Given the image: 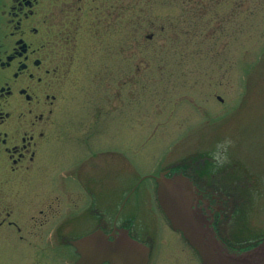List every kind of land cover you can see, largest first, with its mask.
I'll list each match as a JSON object with an SVG mask.
<instances>
[{
  "label": "flooded vegetation",
  "instance_id": "af4514ba",
  "mask_svg": "<svg viewBox=\"0 0 264 264\" xmlns=\"http://www.w3.org/2000/svg\"><path fill=\"white\" fill-rule=\"evenodd\" d=\"M263 8L264 0H0V264H78L75 243L96 233L103 234L97 242L101 248L128 237L144 244L149 248L147 264H201L161 210L162 221L183 242L160 238L140 223L141 200L133 205L144 180L152 179L157 189L153 177H144L169 170L167 177L183 173L194 183L199 190L195 208L225 247L240 252L263 242L264 230L240 225V217L228 215V195L217 185L223 179L215 177L218 183L207 185L193 160L143 174L135 187L125 190L119 205L112 201L105 208L102 157L115 159L120 152L93 146L91 129L104 126L116 109L94 104L86 115L64 113L84 79L95 84L98 61L106 88L105 56L115 63L127 46L133 56L139 27L191 24L202 32L212 25H243L253 15L250 11ZM197 36L240 39L221 32ZM65 143L67 154L57 153ZM168 245L171 251L165 254L162 246Z\"/></svg>",
  "mask_w": 264,
  "mask_h": 264
},
{
  "label": "rangeland",
  "instance_id": "374dc122",
  "mask_svg": "<svg viewBox=\"0 0 264 264\" xmlns=\"http://www.w3.org/2000/svg\"><path fill=\"white\" fill-rule=\"evenodd\" d=\"M250 12L243 25H212L202 32L191 24L141 26L133 39V56L128 46L116 64L105 56L106 88L99 61L95 84L83 80L64 113L86 115L94 104L116 109L104 126L91 129L93 146L120 152L115 159L102 157L105 208L112 201L119 205L125 190L135 187L143 174L185 159L203 168L210 161L214 168L204 173L207 185L217 177L214 172L232 168V177L240 179L223 186L226 192L243 195L237 200L225 196L228 215L249 210L250 222L245 224L264 230V8ZM220 32L240 39H197L198 34ZM227 140L232 143L218 147ZM67 152L66 143L57 149L61 155ZM61 164L65 166V159ZM154 190V181L146 179L133 199V205L137 199L142 202L140 223L166 241L183 242L162 221ZM171 247L162 246V252L168 254Z\"/></svg>",
  "mask_w": 264,
  "mask_h": 264
},
{
  "label": "water",
  "instance_id": "95a60500",
  "mask_svg": "<svg viewBox=\"0 0 264 264\" xmlns=\"http://www.w3.org/2000/svg\"><path fill=\"white\" fill-rule=\"evenodd\" d=\"M169 171L161 173L156 182L160 206L171 226L182 232L184 238L196 250L202 264H264V242L242 253L230 252L209 228L205 216L195 209L198 198L192 182L182 174L168 178ZM93 234L76 243L82 258L79 264H147L149 248L128 237L121 243L107 242L98 247Z\"/></svg>",
  "mask_w": 264,
  "mask_h": 264
},
{
  "label": "clouds",
  "instance_id": "9594fccd",
  "mask_svg": "<svg viewBox=\"0 0 264 264\" xmlns=\"http://www.w3.org/2000/svg\"><path fill=\"white\" fill-rule=\"evenodd\" d=\"M232 141L231 140H227V141H224L222 142L218 147L220 148H226L227 145L231 144Z\"/></svg>",
  "mask_w": 264,
  "mask_h": 264
}]
</instances>
